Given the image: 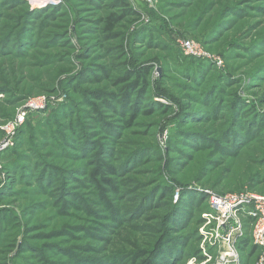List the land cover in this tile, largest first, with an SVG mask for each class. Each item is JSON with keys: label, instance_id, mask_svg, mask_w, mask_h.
Segmentation results:
<instances>
[{"label": "rangeland", "instance_id": "rangeland-1", "mask_svg": "<svg viewBox=\"0 0 264 264\" xmlns=\"http://www.w3.org/2000/svg\"><path fill=\"white\" fill-rule=\"evenodd\" d=\"M249 194L264 0H0V264H257Z\"/></svg>", "mask_w": 264, "mask_h": 264}, {"label": "built area", "instance_id": "built-area-1", "mask_svg": "<svg viewBox=\"0 0 264 264\" xmlns=\"http://www.w3.org/2000/svg\"><path fill=\"white\" fill-rule=\"evenodd\" d=\"M184 45H185V49L187 53L195 54L192 51L191 47L189 46L188 42H185ZM240 198L245 200L252 207V210L249 212V215H251L252 218L254 219V225H253V230H252L253 243L257 245L258 247L263 248L264 247V198L261 196L253 195V194L242 196ZM237 199L238 197L237 198H227V199H221V198L212 199L211 207H212V210L217 211L216 213L217 215L219 214V216L217 217L218 220H224L225 214H224L223 208H225L226 204L239 202ZM236 210H238V208ZM230 215L231 214L229 213L228 216ZM225 250L232 253L234 259L230 262V264H234L235 261L237 260L236 252L232 248L227 247L226 249L220 250L219 253ZM218 255L216 257L215 264H216ZM257 264H264V253H262L259 256V260Z\"/></svg>", "mask_w": 264, "mask_h": 264}, {"label": "bare ground", "instance_id": "bare-ground-1", "mask_svg": "<svg viewBox=\"0 0 264 264\" xmlns=\"http://www.w3.org/2000/svg\"><path fill=\"white\" fill-rule=\"evenodd\" d=\"M232 253L228 251H221L218 255L216 264H230V262L233 260Z\"/></svg>", "mask_w": 264, "mask_h": 264}, {"label": "trees", "instance_id": "trees-1", "mask_svg": "<svg viewBox=\"0 0 264 264\" xmlns=\"http://www.w3.org/2000/svg\"><path fill=\"white\" fill-rule=\"evenodd\" d=\"M114 20H115V19H113V17H109V18L107 19V21L110 22L111 24H113Z\"/></svg>", "mask_w": 264, "mask_h": 264}]
</instances>
